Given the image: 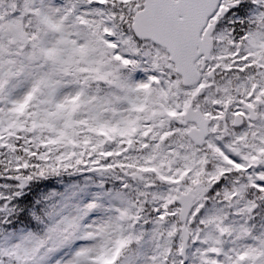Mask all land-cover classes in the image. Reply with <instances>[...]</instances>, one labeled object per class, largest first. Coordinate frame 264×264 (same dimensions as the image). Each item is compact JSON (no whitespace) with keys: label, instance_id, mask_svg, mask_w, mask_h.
<instances>
[{"label":"snow or ice","instance_id":"1","mask_svg":"<svg viewBox=\"0 0 264 264\" xmlns=\"http://www.w3.org/2000/svg\"><path fill=\"white\" fill-rule=\"evenodd\" d=\"M0 264H264V0H0Z\"/></svg>","mask_w":264,"mask_h":264}]
</instances>
